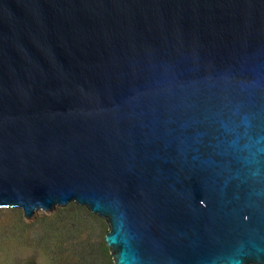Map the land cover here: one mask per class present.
Returning a JSON list of instances; mask_svg holds the SVG:
<instances>
[{
	"label": "water",
	"instance_id": "95a60500",
	"mask_svg": "<svg viewBox=\"0 0 264 264\" xmlns=\"http://www.w3.org/2000/svg\"><path fill=\"white\" fill-rule=\"evenodd\" d=\"M69 204L112 264H264V0H0V210Z\"/></svg>",
	"mask_w": 264,
	"mask_h": 264
},
{
	"label": "rangeland",
	"instance_id": "374dc122",
	"mask_svg": "<svg viewBox=\"0 0 264 264\" xmlns=\"http://www.w3.org/2000/svg\"><path fill=\"white\" fill-rule=\"evenodd\" d=\"M106 222L69 204L25 219L0 210V264H112L103 237Z\"/></svg>",
	"mask_w": 264,
	"mask_h": 264
},
{
	"label": "trees",
	"instance_id": "16d2710c",
	"mask_svg": "<svg viewBox=\"0 0 264 264\" xmlns=\"http://www.w3.org/2000/svg\"><path fill=\"white\" fill-rule=\"evenodd\" d=\"M73 205V204H72ZM78 208H80V209H84V208H82V207H78Z\"/></svg>",
	"mask_w": 264,
	"mask_h": 264
},
{
	"label": "clouds",
	"instance_id": "9594fccd",
	"mask_svg": "<svg viewBox=\"0 0 264 264\" xmlns=\"http://www.w3.org/2000/svg\"><path fill=\"white\" fill-rule=\"evenodd\" d=\"M74 205V204H73ZM83 208V207H82Z\"/></svg>",
	"mask_w": 264,
	"mask_h": 264
}]
</instances>
